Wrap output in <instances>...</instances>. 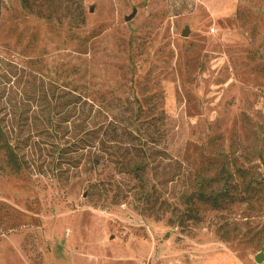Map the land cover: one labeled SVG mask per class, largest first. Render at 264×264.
Segmentation results:
<instances>
[{
	"label": "rangeland",
	"instance_id": "rangeland-1",
	"mask_svg": "<svg viewBox=\"0 0 264 264\" xmlns=\"http://www.w3.org/2000/svg\"><path fill=\"white\" fill-rule=\"evenodd\" d=\"M1 2L0 264H264V0Z\"/></svg>",
	"mask_w": 264,
	"mask_h": 264
},
{
	"label": "trees",
	"instance_id": "trees-1",
	"mask_svg": "<svg viewBox=\"0 0 264 264\" xmlns=\"http://www.w3.org/2000/svg\"><path fill=\"white\" fill-rule=\"evenodd\" d=\"M23 8L30 12L35 14L38 17L47 19V20H56L59 23L64 22L66 19H69L70 22H75L79 20L80 16H83L84 14V0H20ZM1 0H0V15H1ZM75 101V102H74ZM72 100V103L74 105H78L79 102L82 101L81 96H76V100ZM68 120L67 118L65 119ZM112 124V123H111ZM114 124V123H113ZM108 130L109 125H100V127H97L96 129L93 128L92 130H89L88 134H92L91 138H87L86 144L94 146L95 140L100 139V132L104 128ZM7 123H5L4 118L0 117V145L1 147L5 148L6 157L9 165L14 171H19L23 167V159L19 155V153L16 151L15 144H12L11 141V130L8 129ZM127 134L132 137L131 142H134V135L132 134V131L127 132ZM96 137V138H95ZM115 136H113L114 138ZM117 137V136H116ZM136 138V137H135ZM83 139L78 138V140ZM116 139V138H114ZM100 152L102 153H112V150L109 149V147H106L105 140L100 139ZM77 143V142H75ZM136 144H132V146L135 147ZM118 148H121L119 146ZM126 149V148H124ZM134 149V150H133ZM72 150V149H69ZM133 150V151H132ZM165 151V150H163ZM102 153V154H103ZM115 153L119 155V152L115 151ZM68 154V152H64L62 155L58 156L57 161L64 162L72 160L71 158L65 159L64 157ZM94 159L96 160V163L100 162V156H95ZM118 162V160H115ZM119 162L122 164L123 168L126 167L127 170L135 171L136 175H138V170L145 169V166L143 164H138V147H127V151L123 154L122 158L119 160ZM203 183L206 182V180H202ZM200 195L202 199H206L207 201H210L213 206H220L222 202V194H209L204 193V191L201 189ZM195 217V216H194Z\"/></svg>",
	"mask_w": 264,
	"mask_h": 264
},
{
	"label": "water",
	"instance_id": "water-1",
	"mask_svg": "<svg viewBox=\"0 0 264 264\" xmlns=\"http://www.w3.org/2000/svg\"><path fill=\"white\" fill-rule=\"evenodd\" d=\"M135 14H136V10H134L132 14L126 16V20H130L131 18H133V16H134ZM189 32H190V28L187 27V28L184 30V35H188ZM256 259H257V261L261 262V261L263 260V254H262V253L258 254V255L256 256Z\"/></svg>",
	"mask_w": 264,
	"mask_h": 264
},
{
	"label": "crops",
	"instance_id": "crops-1",
	"mask_svg": "<svg viewBox=\"0 0 264 264\" xmlns=\"http://www.w3.org/2000/svg\"><path fill=\"white\" fill-rule=\"evenodd\" d=\"M224 10H225L224 4H222V6H219L218 8H216L215 12L216 13H222Z\"/></svg>",
	"mask_w": 264,
	"mask_h": 264
},
{
	"label": "built area",
	"instance_id": "built-area-1",
	"mask_svg": "<svg viewBox=\"0 0 264 264\" xmlns=\"http://www.w3.org/2000/svg\"><path fill=\"white\" fill-rule=\"evenodd\" d=\"M212 30H214V28Z\"/></svg>",
	"mask_w": 264,
	"mask_h": 264
}]
</instances>
